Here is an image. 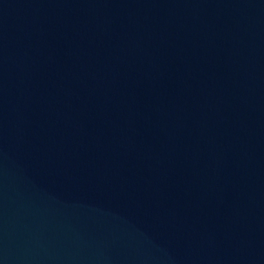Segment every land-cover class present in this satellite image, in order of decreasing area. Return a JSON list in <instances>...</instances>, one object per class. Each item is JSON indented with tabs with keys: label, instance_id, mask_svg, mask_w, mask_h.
I'll use <instances>...</instances> for the list:
<instances>
[{
	"label": "water",
	"instance_id": "95a60500",
	"mask_svg": "<svg viewBox=\"0 0 264 264\" xmlns=\"http://www.w3.org/2000/svg\"><path fill=\"white\" fill-rule=\"evenodd\" d=\"M0 264H264V0H0Z\"/></svg>",
	"mask_w": 264,
	"mask_h": 264
}]
</instances>
